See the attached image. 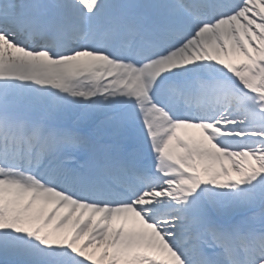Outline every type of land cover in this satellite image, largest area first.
<instances>
[{"label": "snow or ice", "instance_id": "snow-or-ice-1", "mask_svg": "<svg viewBox=\"0 0 264 264\" xmlns=\"http://www.w3.org/2000/svg\"><path fill=\"white\" fill-rule=\"evenodd\" d=\"M0 264H264V0H0Z\"/></svg>", "mask_w": 264, "mask_h": 264}]
</instances>
